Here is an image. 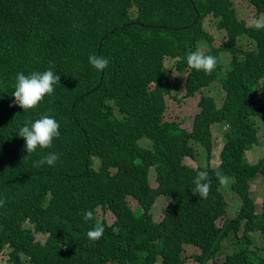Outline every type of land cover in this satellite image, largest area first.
Listing matches in <instances>:
<instances>
[{
	"label": "trees",
	"instance_id": "1",
	"mask_svg": "<svg viewBox=\"0 0 264 264\" xmlns=\"http://www.w3.org/2000/svg\"><path fill=\"white\" fill-rule=\"evenodd\" d=\"M235 2L264 16V0ZM235 2L0 0V264L4 251L6 264H264V200L257 213L249 194L264 154L244 158L264 149V25ZM168 69L199 96L189 130L164 118ZM213 83L218 105L202 93Z\"/></svg>",
	"mask_w": 264,
	"mask_h": 264
},
{
	"label": "rangeland",
	"instance_id": "2",
	"mask_svg": "<svg viewBox=\"0 0 264 264\" xmlns=\"http://www.w3.org/2000/svg\"><path fill=\"white\" fill-rule=\"evenodd\" d=\"M233 1L235 2L238 0H233ZM234 10H235L236 16L242 21H244L246 25H256V26L264 25V16L260 15L258 18H254L253 17L254 10L250 5L243 7L240 3L235 2ZM204 28L208 32L212 33L214 37V40H213L214 46L220 45L222 41L225 40L224 31L218 30L216 28L215 22L210 15L204 21ZM235 46L237 48H240V47L249 48L251 45L248 40L244 39V37H240V39H238ZM221 56H222L223 64H226L229 60L228 56H226L223 53H221ZM169 61L170 60H167L165 62L167 67L172 66V63ZM166 66L165 68L167 69ZM171 69H168L169 70L168 76L173 78V80L175 81L177 85V88L172 93H170L171 95H169V97L166 98V111L164 113V118L166 120L176 121L179 123L180 128H183V129L186 128L189 130L191 127V121H192L193 115L196 111H198L196 103L198 102L199 96L196 94L193 98L183 97V88H182L183 77H180L179 74L175 73L174 71H171ZM202 93L213 97L216 105L220 103L222 94L220 92L219 85L217 83H213L212 85H210V88L208 90L205 89L202 91ZM210 130H211V137H212L211 152L212 154H215L219 145L223 141V139L221 138V133L224 130V125L223 123H220V125L219 123H213V125H211L210 127ZM258 137H259L258 140H261L262 130H260ZM253 147H254L253 150H246V152L244 151V158L246 161H255L257 158H260L263 156L264 149L262 145H253L251 148ZM183 162L192 167H196L198 163L197 161L195 162L190 157H185L183 159ZM215 162L217 163L218 160L216 159L214 163ZM148 182L150 186H155L154 172L151 168L148 171ZM226 183H228V181L227 182L224 181V184L220 187V190H221L223 199L226 202V207H225L226 213H227L226 215L227 217L231 218L235 215L236 209L238 211L240 199L235 192L231 191L228 188V185ZM262 185H264V176L258 175L254 180L250 182V187H249V194L254 199L257 213L261 212L262 203L264 200V191L261 190ZM166 202H167L166 197L159 196L155 198L152 204V207H151L153 220L156 221L162 218L163 209H164V206L166 205ZM130 205L133 206L134 202L131 201ZM107 220L109 223L112 222V219L109 217H107ZM223 221L224 219H221L220 225L222 224ZM39 236H41L44 239L43 234ZM185 251L186 253H189L193 251V247H186ZM5 258H6V252L4 251L2 254V262H3L2 264H6ZM186 264H197V262L193 258L190 257L186 261Z\"/></svg>",
	"mask_w": 264,
	"mask_h": 264
},
{
	"label": "clouds",
	"instance_id": "3",
	"mask_svg": "<svg viewBox=\"0 0 264 264\" xmlns=\"http://www.w3.org/2000/svg\"><path fill=\"white\" fill-rule=\"evenodd\" d=\"M199 14V13H198ZM209 16V14H206L203 18H202V25H204V21L205 19ZM197 19V18H196ZM192 23V22H191Z\"/></svg>",
	"mask_w": 264,
	"mask_h": 264
}]
</instances>
